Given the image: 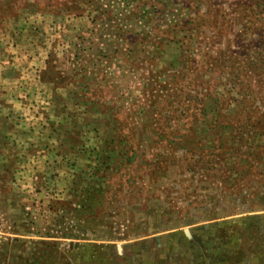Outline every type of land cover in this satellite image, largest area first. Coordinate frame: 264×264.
Listing matches in <instances>:
<instances>
[{
  "label": "rangeland",
  "instance_id": "obj_1",
  "mask_svg": "<svg viewBox=\"0 0 264 264\" xmlns=\"http://www.w3.org/2000/svg\"><path fill=\"white\" fill-rule=\"evenodd\" d=\"M0 264H264V0H0Z\"/></svg>",
  "mask_w": 264,
  "mask_h": 264
}]
</instances>
